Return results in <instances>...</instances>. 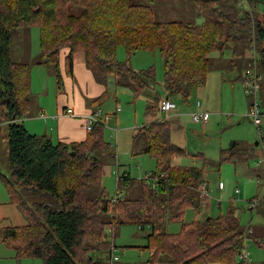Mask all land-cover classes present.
<instances>
[{
	"label": "trees",
	"instance_id": "16d2710c",
	"mask_svg": "<svg viewBox=\"0 0 264 264\" xmlns=\"http://www.w3.org/2000/svg\"><path fill=\"white\" fill-rule=\"evenodd\" d=\"M180 1L192 2L202 22L155 21L151 8L155 0H147L148 5H129L127 0H0V101H9L3 108L10 121L9 177L0 175V181L10 203L28 222L5 229L2 242L14 251L15 259L104 264L117 226L131 225L150 230L146 245L138 249L151 255L140 264H158L162 258L165 264H236L247 232L233 211L198 218V188L204 183V170L170 164L175 157L192 155L171 143L172 126L169 120L158 118L161 99L157 95L147 109L154 121L140 128L146 142L144 153L156 163L155 183L149 187L141 181L136 198L119 196L113 202L106 197L101 186L103 161L111 155L102 126L87 132L82 142L54 144L16 123L27 115L31 95L30 66L11 59L10 33L17 28L38 30L35 64L52 67L57 83L61 81L59 55L67 49L69 74L73 56L82 52L95 81L105 87L112 78L116 87L130 90L134 98L154 85L155 68L133 70L117 61V48L124 50L126 58L156 51L162 60L163 90L167 98L182 104H188L193 91L206 85L215 53L221 61L228 54V68H238V80L251 51L257 68L264 70V0H245L241 7V0ZM69 6L81 12L70 14ZM106 99L105 90L92 103L100 106ZM238 145L231 142L220 150L219 163H235ZM123 179L126 187L129 177ZM37 192L49 198L32 205L23 202L21 193ZM254 209L264 214V197ZM189 210L195 215L186 223ZM175 222L181 225L179 232L167 233L165 224ZM95 253L106 258L94 259Z\"/></svg>",
	"mask_w": 264,
	"mask_h": 264
},
{
	"label": "rangeland",
	"instance_id": "374dc122",
	"mask_svg": "<svg viewBox=\"0 0 264 264\" xmlns=\"http://www.w3.org/2000/svg\"><path fill=\"white\" fill-rule=\"evenodd\" d=\"M127 3L129 5H148L147 0H127ZM151 8L154 19L158 22H198L197 9L192 2L155 0ZM261 11L262 7L257 12L261 13ZM68 12L78 15L81 9L69 6ZM38 47V30L36 28H17L11 31L10 54L14 62L28 64L31 70L36 68L35 63L39 56ZM249 55V63L245 69L256 60L252 51ZM116 58L119 62H126L130 68L136 71L153 66L155 68V83L151 87L153 91L145 89L137 98H134L130 90L113 86L112 78L108 83V99L104 108L107 109L106 113L110 114L111 120L106 128H103L105 143L111 146L108 148L111 156L103 161L104 174L101 186L109 200L115 196L125 199L136 198L140 195V182L144 181L147 175L156 171L155 161L143 154L146 142L140 128L155 119L147 111L151 101L155 98L152 93H156L158 98H164L162 60L156 51L137 52L126 58L124 50L117 48ZM224 58L225 60L221 61L218 53L211 55L213 70L208 74L206 85L193 91L188 104H182L178 99H175L177 109L186 113V117L180 121L182 128L186 127V133L180 134L184 137L179 141L178 128L171 119L170 141L172 144H178L192 156L175 157L170 164L204 170L203 180L208 186L207 197L210 200L208 217L214 218L233 211L236 220L247 232V251L251 259L249 264H261L264 262V214H258L255 209L251 210L249 203L252 200L260 201L264 197V70L257 68L260 78L258 100L263 114V134L259 135L252 121L246 116L250 99L244 94L241 82L237 81L238 68L230 70L227 64L229 58L227 53L224 54ZM45 69L49 70V68ZM31 72L35 74L34 71ZM38 74L33 76L32 90L34 87L42 85L45 93H49L51 87L53 91L52 74H50V78H45L44 74ZM39 97L38 94L30 96L32 109L36 107ZM197 102L200 103L201 111L196 109ZM3 106H0V175L8 178V124H5L7 119ZM116 107H119L120 111H115ZM193 112L209 114L207 128L205 124L191 121L190 114ZM158 118H161L160 113ZM231 142L239 144L236 147L237 160L233 164H220L219 152L222 149H227ZM255 143H258V146ZM202 155L204 159H202ZM123 172L129 173L132 179L130 190H126L122 184L123 178L119 175ZM117 176L120 177V184L116 181ZM147 184L150 187L152 181ZM21 196L23 202L28 205L44 202L49 198L47 193L42 192L21 193ZM194 215L193 211H187L184 222H190ZM199 217L202 218V216ZM27 223L19 208L10 203L9 195L0 181V264H43V261L38 258L15 259L14 251L7 248L2 242L6 228L23 226ZM180 226V223L176 222L166 223L163 228L166 232L175 233L179 232ZM142 229L144 230L131 225L117 226L115 229L113 244L117 249L115 254L118 256L120 264H140L149 259L150 252L138 249V247L146 245V238L150 233L148 227ZM107 234L109 241L112 242L110 231ZM104 255L93 254L94 259H104L106 258ZM161 260L158 264H165L164 258Z\"/></svg>",
	"mask_w": 264,
	"mask_h": 264
},
{
	"label": "crops",
	"instance_id": "0c3cea01",
	"mask_svg": "<svg viewBox=\"0 0 264 264\" xmlns=\"http://www.w3.org/2000/svg\"><path fill=\"white\" fill-rule=\"evenodd\" d=\"M197 19H198L197 23L202 21V19H200V17L198 16ZM67 54H68V50L64 49L61 50L59 55V71L61 76L60 83H57L55 72L52 67L40 66L35 64L36 68L32 69L31 71H34L36 75H39L38 73H40V74H44L45 78H50V74H52V78L54 81V90L52 91V87H51L49 93H45V90L43 89L42 85H40V87L36 86L32 90L31 87L34 80L33 76H35V74L34 73L32 74V72H30L31 95L38 94L40 95V97L37 99L36 101L37 104L34 109L31 108L30 99H29V110L27 112V115L22 119L16 120V123H19L29 134L36 136H46L54 144L58 142L71 144V143H79L84 141L87 136V131L85 129V121H84L85 116L88 115L90 112L94 111L96 108H101L104 113H106L107 111V109H105L104 106L106 105V101L108 99L107 89H108V83L110 82L111 79L108 81L105 87L99 84L97 81H95L92 73L89 70H87L85 67L84 54L82 52H78L73 56L72 73L69 74L67 69V64L65 61V57L67 56ZM45 68H49L50 71ZM237 81L241 82V79L238 80L237 77ZM113 86H115L114 81H113ZM105 90L107 92V99L100 106L93 104L92 103L93 100L101 96ZM147 90L151 91L152 88L151 87L147 88ZM152 94H154L155 97L156 93H152ZM166 98L167 96L164 91V98H160V99L163 100ZM172 100L175 101V99ZM67 108L72 109V111L74 112V116L70 117L65 114ZM118 108L119 107H116L115 111H117ZM200 109L201 106L198 108V110L201 111ZM160 116L162 117L161 114ZM185 117H186V113L176 109L173 113L170 114L168 118L169 121L172 119V121L176 124L178 128L177 131H179V135H178L179 141H181V139H183L184 137V136L182 137V135L180 134L186 133L185 131L186 127L185 129H183L182 123H180V121L183 120ZM5 121H6L5 122L6 125L10 123L8 119ZM205 126L207 128V123L205 124ZM171 132H172V128H171ZM170 139H171V134H170ZM176 146H178V144H176ZM256 146H258V144ZM109 147L111 148V146ZM143 154L145 153L143 152ZM201 157H203V155ZM202 159H204V157ZM119 176L120 177L122 176V178L129 177L130 181L127 182L125 189L130 190L132 183L130 174L127 172H123V174H120ZM203 184L206 186V189L208 190V186L206 185V182ZM209 201H210L209 198L206 199L201 198V211L200 214L198 215V218H200L199 216H208V210L210 208ZM177 232L175 233L167 232V233L176 234Z\"/></svg>",
	"mask_w": 264,
	"mask_h": 264
},
{
	"label": "built area",
	"instance_id": "2783aa9c",
	"mask_svg": "<svg viewBox=\"0 0 264 264\" xmlns=\"http://www.w3.org/2000/svg\"><path fill=\"white\" fill-rule=\"evenodd\" d=\"M245 4V0H241L239 3L240 7ZM254 54V51H252ZM260 78L257 73V63L256 60L253 61L252 65L246 68L241 74V84L244 91V94L250 99L249 108L247 112V117L252 121L254 126L257 129L259 135L263 134L262 131V118L263 114L260 109V104L258 100V94L260 90ZM200 107V103L197 102L196 109ZM177 109L175 101L172 99H163L159 105V111L162 115L161 119L167 120L171 113H173ZM117 111H120L118 108ZM65 114L68 116H74V112L72 109L67 108ZM190 119L193 123L206 124L209 121V114L207 112H193L190 114ZM111 120L110 114L104 113L101 108H96L94 111L90 112L85 116V129L87 132H91L94 127L102 126L106 128V125L109 124ZM111 138V137H110ZM119 177H117V180ZM147 182L152 181L151 187H154L155 180L153 178L152 173L146 176L144 180ZM149 185V184H148ZM198 191L200 193L201 198H208V193L206 186L203 184L199 186ZM119 196H115L112 201L114 202ZM258 205L257 200H252L249 203L250 209H254ZM247 239L244 241L243 249L238 253L236 258V264H249L251 259L249 253L247 251ZM116 247L112 245L111 250L109 251L107 258L104 260V264H119V258L115 254Z\"/></svg>",
	"mask_w": 264,
	"mask_h": 264
},
{
	"label": "water",
	"instance_id": "95a60500",
	"mask_svg": "<svg viewBox=\"0 0 264 264\" xmlns=\"http://www.w3.org/2000/svg\"><path fill=\"white\" fill-rule=\"evenodd\" d=\"M9 101H2L0 104L1 105H5V104H7ZM5 117L9 120V118L7 117V115L5 114ZM12 121H14L15 120V116H12V119H11ZM256 145L258 144V143H255ZM74 154L75 153H70V155L71 156H74Z\"/></svg>",
	"mask_w": 264,
	"mask_h": 264
}]
</instances>
